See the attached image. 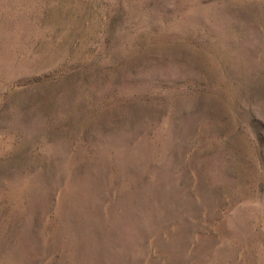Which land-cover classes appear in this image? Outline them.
<instances>
[{"label":"rangeland","instance_id":"374dc122","mask_svg":"<svg viewBox=\"0 0 264 264\" xmlns=\"http://www.w3.org/2000/svg\"><path fill=\"white\" fill-rule=\"evenodd\" d=\"M0 264H264V0H0Z\"/></svg>","mask_w":264,"mask_h":264}]
</instances>
